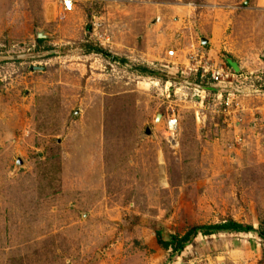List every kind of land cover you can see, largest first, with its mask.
<instances>
[{
    "label": "rangeland",
    "instance_id": "rangeland-1",
    "mask_svg": "<svg viewBox=\"0 0 264 264\" xmlns=\"http://www.w3.org/2000/svg\"><path fill=\"white\" fill-rule=\"evenodd\" d=\"M63 1L0 0V264H264V0Z\"/></svg>",
    "mask_w": 264,
    "mask_h": 264
},
{
    "label": "built area",
    "instance_id": "built-area-1",
    "mask_svg": "<svg viewBox=\"0 0 264 264\" xmlns=\"http://www.w3.org/2000/svg\"><path fill=\"white\" fill-rule=\"evenodd\" d=\"M63 8L66 12H72L74 11L75 4L73 0H64L63 1ZM203 48V47H202ZM176 53L175 51H169L167 53V58L172 59L175 58ZM199 60V61H198ZM184 64L181 67H184V73H182V76H185L188 72L190 73V77H194L196 82H198L196 85H203L200 89H203V91L200 92V90H196L200 93H203L207 95V91H214L218 92L217 99L220 100V106L223 108L225 112L229 113V110H232L233 102L236 100L237 96V89H234L233 91L229 92L230 90L227 89V91L223 90V87L221 85L227 84L225 81L226 79H229L231 76L232 78H236V76L233 74V72L228 68H221L216 65H210L209 61H206V55H195V52L188 53V57H185ZM188 75H186L185 82H188L187 80ZM230 83V82H229ZM224 88H227V85H224ZM215 87V88H212ZM220 88V89H218ZM224 93L226 95H224ZM206 98V96L204 97ZM205 101V100H203ZM168 129L171 131V135L175 134V130L178 127V119L175 116H169L167 117V123ZM172 135V136H173ZM176 135V134H175Z\"/></svg>",
    "mask_w": 264,
    "mask_h": 264
},
{
    "label": "trees",
    "instance_id": "trees-1",
    "mask_svg": "<svg viewBox=\"0 0 264 264\" xmlns=\"http://www.w3.org/2000/svg\"><path fill=\"white\" fill-rule=\"evenodd\" d=\"M39 42H43V40L39 39ZM226 62H227V66L230 69H232L233 72L236 73V71H238L236 64L232 62V60L229 59ZM252 231H253L252 227H244L235 222H228L216 226L197 227L191 229L183 237L172 236L168 240H165L162 237L161 233H157V239L159 245L163 249L169 250L173 248L174 254H177L182 252L193 241V239L200 234L203 236H213L219 233L232 234V233H244V232H252ZM259 236L264 240V232H260Z\"/></svg>",
    "mask_w": 264,
    "mask_h": 264
},
{
    "label": "water",
    "instance_id": "water-1",
    "mask_svg": "<svg viewBox=\"0 0 264 264\" xmlns=\"http://www.w3.org/2000/svg\"><path fill=\"white\" fill-rule=\"evenodd\" d=\"M42 37H43V36L40 34V35H39V38H42Z\"/></svg>",
    "mask_w": 264,
    "mask_h": 264
},
{
    "label": "clouds",
    "instance_id": "clouds-1",
    "mask_svg": "<svg viewBox=\"0 0 264 264\" xmlns=\"http://www.w3.org/2000/svg\"><path fill=\"white\" fill-rule=\"evenodd\" d=\"M228 69H230L229 67H227ZM231 71H233L232 69H230ZM235 73V72H234Z\"/></svg>",
    "mask_w": 264,
    "mask_h": 264
},
{
    "label": "crops",
    "instance_id": "crops-1",
    "mask_svg": "<svg viewBox=\"0 0 264 264\" xmlns=\"http://www.w3.org/2000/svg\"><path fill=\"white\" fill-rule=\"evenodd\" d=\"M237 66V65H236ZM237 69H238V66H237ZM236 73H237V71H236Z\"/></svg>",
    "mask_w": 264,
    "mask_h": 264
}]
</instances>
